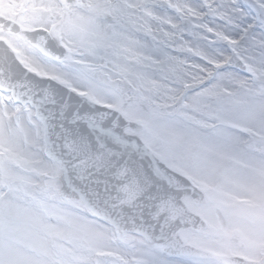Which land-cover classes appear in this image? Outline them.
<instances>
[{
  "label": "snow or ice",
  "instance_id": "snow-or-ice-1",
  "mask_svg": "<svg viewBox=\"0 0 264 264\" xmlns=\"http://www.w3.org/2000/svg\"><path fill=\"white\" fill-rule=\"evenodd\" d=\"M0 264H264V0H0Z\"/></svg>",
  "mask_w": 264,
  "mask_h": 264
}]
</instances>
